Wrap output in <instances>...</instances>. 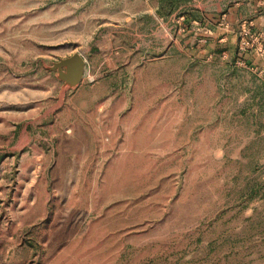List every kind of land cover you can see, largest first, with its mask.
Listing matches in <instances>:
<instances>
[{
	"label": "rangeland",
	"instance_id": "1",
	"mask_svg": "<svg viewBox=\"0 0 264 264\" xmlns=\"http://www.w3.org/2000/svg\"><path fill=\"white\" fill-rule=\"evenodd\" d=\"M154 6L0 0V264H264V80Z\"/></svg>",
	"mask_w": 264,
	"mask_h": 264
},
{
	"label": "crops",
	"instance_id": "2",
	"mask_svg": "<svg viewBox=\"0 0 264 264\" xmlns=\"http://www.w3.org/2000/svg\"><path fill=\"white\" fill-rule=\"evenodd\" d=\"M167 32L171 21L210 34L211 60L222 57L227 70L255 67L264 80V0H145ZM172 27V26H171ZM212 37V38H211Z\"/></svg>",
	"mask_w": 264,
	"mask_h": 264
},
{
	"label": "water",
	"instance_id": "3",
	"mask_svg": "<svg viewBox=\"0 0 264 264\" xmlns=\"http://www.w3.org/2000/svg\"><path fill=\"white\" fill-rule=\"evenodd\" d=\"M51 69L58 72V78L62 80L66 86L74 87L79 85L85 75L86 60L79 53L61 59L55 62Z\"/></svg>",
	"mask_w": 264,
	"mask_h": 264
}]
</instances>
